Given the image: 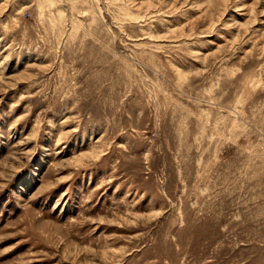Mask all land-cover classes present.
<instances>
[{
    "label": "rangeland",
    "instance_id": "374dc122",
    "mask_svg": "<svg viewBox=\"0 0 264 264\" xmlns=\"http://www.w3.org/2000/svg\"><path fill=\"white\" fill-rule=\"evenodd\" d=\"M0 264H264V0H0Z\"/></svg>",
    "mask_w": 264,
    "mask_h": 264
}]
</instances>
